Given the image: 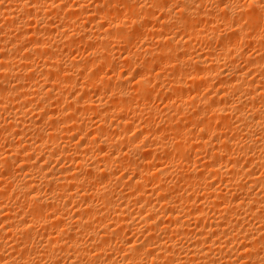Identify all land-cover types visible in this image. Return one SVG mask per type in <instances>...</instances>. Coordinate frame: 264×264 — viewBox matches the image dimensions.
Instances as JSON below:
<instances>
[{"label": "bare ground", "instance_id": "1", "mask_svg": "<svg viewBox=\"0 0 264 264\" xmlns=\"http://www.w3.org/2000/svg\"><path fill=\"white\" fill-rule=\"evenodd\" d=\"M78 1L0 0V264H264V2ZM155 12L157 45L131 52ZM158 95L178 107L130 136Z\"/></svg>", "mask_w": 264, "mask_h": 264}, {"label": "rangeland", "instance_id": "2", "mask_svg": "<svg viewBox=\"0 0 264 264\" xmlns=\"http://www.w3.org/2000/svg\"><path fill=\"white\" fill-rule=\"evenodd\" d=\"M81 1H82V0H80V1H78V2L81 3V4H85V5L89 6V5H94V2H93V1H95V0H90V1H89V0L85 1V0H84V1H85L84 3H82ZM91 1H92L93 3H92ZM235 1H236V0H232V1H231V0H226V1H224V0H212V1H211V0H210V3H211V4H210L209 1H208V3H209L210 5H207V4H208V3H207V4H205V5H207V6H206L207 8H205V6H204V8L209 10L211 7H215L216 5H221V6H223V4H224L225 2H228V3H230V4H231L232 6H234V7L240 3L239 6H246V9H249V8L247 7L248 4H246V2L249 3V0H248V1H247V0H237V1H239V2L236 1V3H235ZM261 1H262V3L264 2V0H260L259 2L261 3ZM57 2H61V1H57ZM69 2H70V3H71V2H74V3H75V2H77V0H75V1H73V0H69ZM170 3H171V2H170ZM170 3H169V4H170ZM220 3H221V4H220ZM242 3H243V4H242ZM14 4L16 5V3H13V5H14ZM233 4H234V5H233ZM263 4H264V3H263ZM172 5H175L174 2H172V4H171V8H174V6H172ZM211 5H212V6H211ZM169 6H170V5H169ZM92 7H93V6H89L88 8H91V9H92ZM208 7H209V8H208ZM13 9H15V7H13ZM91 9H90V10H91ZM15 11H18V10H14V12H15ZM155 13H156V14H155ZM155 13H154V17H153V19H155V18L158 19V18H159V19H158V24H157V22H156V23H153L154 20H152V19H149V20H151V21H149V20H145V19L143 20V22H151V23L154 24V25H151V23H147V24L151 25V26H147L149 29H150V28H152V30L154 29V30H153V34H151L152 31L149 30L148 28H147V29H148L147 31H143V32L141 33V34H142L141 37H143V38H141L139 41H138V40L136 41L135 46H134V45L132 46L134 49L132 48V49H131V52H135L137 49L139 50V52H141V50H143V48H146V47L149 48V45H150L151 48H152V47H155V46L157 45V44H156V45L154 44V43H157V41L155 42V40H157V39H156V37H154L153 35L156 36V33H157V31H158V28H157V30H156V27H158L157 25H159V23L161 22V20L163 21V19L161 18V14H160V13H157V12H155ZM14 14H15V16H16V19H17V17H18V19L20 20L21 17H19V16H22V15L20 14V12H18V13L16 12V13H14ZM16 14H17V15H16ZM83 18H84V17H83ZM50 19H51V18H50ZM56 19H57V18H55V20H56ZM79 19H81V18H79ZM160 19H161V20H160ZM58 20H59V19H57V22H58ZM83 20H85V19H83ZM83 20L81 19L80 22H82ZM59 21H60V20H59ZM97 21H98V19H97ZM97 21H96V22H97ZM159 21H160V22H159ZM154 22H155V21H154ZM0 23L2 24L3 22H0ZM54 23H56V22H54V20H53V24H54ZM161 23H163V22H161ZM161 23H160V24H161ZM1 24H0V25H1ZM57 24H58V23H57ZM95 24H96V23H92V25H91V24H89V25L87 24L86 27H88V28L90 27L89 30H93V29H95V28H93L92 26L94 25V27H95ZM260 24H261V25H260ZM260 24H259V25H260V26H259V27H260V28H259V31H260V30H261V31L259 32V34L261 35V33H262V36H261V37H263V35H264V32H263V28H264V26L262 25V23H260ZM55 25H56V24H55ZM105 25H106V27L103 26V29H106V28L108 27L107 24H105ZM127 25H129V24H127ZM204 25H205V24H204ZM204 25L200 24L199 26H201L202 29H203L204 27L207 26V25H205V26H204ZM208 26H210V25H208ZM33 27H34V26H33ZM33 27H32V28H33ZM67 27L69 28V26L61 27V28H62V29L65 28V30L68 31ZM91 27H92V28H91ZM128 27H129V26H128ZM128 27H127V28H128ZM201 27H200L199 29H201ZM88 28H87V29H88ZM71 29H72V28H70L69 31H70ZM107 29H109V27H108ZM69 31H68V32H69ZM227 32L229 33V31H227ZM227 32H226V33L223 32V34H227V35H228ZM55 33H56V34H55ZM69 33H70V32H69ZM13 34H14V33H13ZM143 34H144V35H143ZM229 34H231V33H229ZM53 35L56 37V39L59 38V34H58V32H54ZM147 35H148V36H147ZM144 36H145V37H144ZM152 37H153V38H152ZM150 38H151V39H150ZM177 38L179 39V38H181V37H177ZM182 39H183V38H182ZM184 39H185V38H184ZM262 39H263V38H262ZM26 40H27V39H26ZM151 40H152V41H151ZM190 41L192 42V41H194V40L192 39V40H190ZM197 43H198V42H197ZM140 44H141V45H140ZM151 44H152V45H151ZM195 44H196V41H195V43L192 42V45H193V46H194ZM137 46H138V47H137ZM141 46H142V47L144 46V47L141 48ZM196 46L198 47V46H199V43L195 45V48H197ZM201 47H203V45H201ZM243 47H244V46H243ZM81 48H82V47H81ZM139 48H140V49H139ZM199 48H200V47H199ZM203 48H204V47H203ZM247 48H248V49H247ZM112 49H113V50H118V49L121 50V48H119L118 46H113ZM200 49H201V48H200ZM242 49H243L244 53L246 52V53L248 54V56H249V55L254 56V54H256V55L258 54V53L256 52L255 48L252 47V46H247V47L245 46V47L242 48ZM73 50H74V49H73ZM73 50H72V53H71V50L68 51V52H69L68 54H69L70 57L68 56L67 60H69V59L73 60L72 58H74L75 61H76V60H79V61H80L81 59H82V61H85V60H83V59H84L85 57H88V56H89V52L87 51L86 48H82V49H80V50H78V51H77L76 49H75L74 51H73ZM120 50H118V52H117V51H113V53L116 54V55L118 56V57H117V60H120V59L123 57L122 55H124V54H121V55H120V53H119V52H121ZM133 50H134V51H133ZM138 50H137V51H138ZM196 50H198V49H196ZM246 50H248V51H246ZM249 50H250V51H249ZM251 51H252V52H251ZM77 52H78V53H77ZM87 52H88V53H87ZM197 52H198V51H197ZM255 52H256V53H255ZM117 53H118V54H117ZM198 53H200V52H198ZM246 53H245V54H246ZM84 54H85V55H84ZM247 54H246V55H247ZM81 55H82V56H81ZM83 55H84V56H83ZM119 55H120V57H119ZM256 55H255V57H257ZM71 57H72V58H71ZM124 57H125V55H124ZM124 57H123V58H124ZM255 57H253V58H255ZM119 58H120V59H119ZM31 59H32V62H33L32 65H33V66H36V67H34V68H35V69L37 68V70H40V68H39V67H40V64H41V63H40V62H41L40 59H39L37 56H35V57L32 56ZM86 59H88V58H86ZM237 59L239 60V58H237ZM237 59H236V63L239 64L240 66H243V65H244V64L242 63L243 61H241V59L238 61ZM33 60H34V61H33ZM65 60H66V59H65ZM123 60H125V59H121V60L118 61V62H121V61H122V63H123V62H124ZM35 61H36V62H35ZM82 61H80V62H82ZM122 63H120V64L122 65ZM118 64H119V63H117L116 66H118ZM120 64H119V65H120ZM242 64H243V65H242ZM116 68H117V69H116V74H117L119 71H120V72H124L123 70H125V69H123V70L121 71L120 66H118V67H116ZM122 68H123V67H122ZM18 69H19V68H18ZM37 70H36V71H37ZM102 70H105V71H103V72H106V71H107V72L103 75V76L105 77V78H104L105 81H108L109 79H112V78L114 79V78L116 77V76L113 74V72H112L109 68H103ZM108 70H109V71H108ZM29 71H30V70H29ZM110 71H111V72H110ZM126 71H127L128 73L125 74L126 72H124L123 76H124V78H127L128 81H130V79H131V77H132V74H135L136 72H138L137 69H136L134 66H133L130 70H129V69H126ZM133 71H134V72H133ZM166 71H167V72H166ZM132 72H133V73H132ZM156 72H158V71H156ZM160 72H161V71H160ZM170 72H171V71H170L169 69H168V70L166 69L165 72H164L165 74H163V72H162V74H163V76H166V75L169 74ZM130 73H132V74H130ZM170 74H171V73H170ZM126 75H127V76H126ZM130 76H131V77H130ZM37 77H38V76H37ZM77 77H78V76H77ZM124 78H123V80H124V81H127V80L124 79ZM162 78H163V79H162L163 82H166L165 79H168L167 76H166V77H162ZM164 78H165V79H164ZM249 78H251V76H250ZM164 80H165V81H164ZM131 81L133 82V80H131ZM135 81H136V80H135ZM135 81H134V83H135ZM134 83H131V82H130V85H133ZM188 89H189V87H188ZM203 91H204V89H203ZM203 91H202V89H201V94H202V93H205V92H203ZM205 91H207V90L205 89ZM94 95H95V94H94ZM94 95H92V96H93L94 98L98 99V97H99L101 94H100V95H95V96H94ZM96 96H97V97H96ZM159 97H160V98H159ZM153 98H154V97L150 98V99H152V100H150L149 103H150L151 106H153V108L155 109V113H156V115H157V116L159 115V117H157V116H150V117L147 116V117H146V114H144V113H142V115L144 114L143 116L140 114V115H141V118H139V117H140V115H139V117H138L139 119L133 117L134 120H131V121H132V122L134 121L135 123L132 124L131 128H132V127H133V128H132V129L130 128V131H129V133H128L130 136L133 137V136H135L136 134H138V129H137V130H134V128L136 129L135 125H137V124L140 125V124H139V123H140V120H141V122H144L147 118H149V121L152 123V125H153V129H154V130H159V131H161L162 129H159V128H161V127H156V126H159V124H161L162 121H163V119L161 118L162 115H163V111H164V113L168 111L167 108H166V107H168L167 103H170V105H172V106H174V107H175V106L178 107V104H176L175 102H173V100H169V99H167V98H168L167 95H164V96H159V95H158V97L156 96V98H154V99H153ZM157 98H158V99H157ZM161 98H162V99H161ZM166 99L169 100V101H167ZM160 100H161V101H160ZM165 100H166V101H165ZM173 103H174V104H173ZM165 104H166V105H165ZM175 104H176V105H175ZM164 105H165V106H164ZM190 105H191V104H190ZM190 105L188 106V108L191 107V106H193V105H191V106H190ZM176 107H175V108H176ZM28 108H30V107H28ZM165 108H166V111L164 110ZM191 109H192V108H190V109L188 110V111L190 112L189 114H191V112L195 113V112H194L195 107H193V111H190ZM171 110H172V111H171ZM157 111H158V113L161 112V114H157ZM168 112H169V113H170V112L173 113V109L170 108ZM193 113H192V114H193ZM4 114H5V113H4ZM4 114H3L2 117H5V116L7 117V115H6V114L4 115ZM89 116H90V115H89ZM130 116H131V118H132V115H129V117H130ZM90 117H91V116H90ZM90 117H89V118H90ZM129 117H128V118L126 117V118H127V119H126L127 121H128V119H129ZM142 117H143V119H142ZM144 117H145V118H144ZM156 117H157V118H156ZM153 118H154V120H153ZM160 118H161V122H159V121H160ZM4 119H5V118H4ZM35 119H36V118H35ZM144 119H145V120H144ZM6 120H7V119H6ZM135 120H136V121H135ZM142 120H143V121H142ZM3 121H4V120H1V122H0L1 125H4ZM111 121H112V122H116L117 120H116V119H112ZM129 121H130V120H129ZM146 121H148V119H147ZM154 121H155V122H154ZM7 122H8V120H7ZM7 122L5 121V123H7ZM132 122H131V123H132ZM137 122H138V123H137ZM158 123H159V124H158ZM182 123H183V124L186 123L185 120H183ZM188 124H189V122H187V129H186V124H185V127L183 126V128H185L184 131L189 130V131H192V132H190V133H193V134L196 135L198 132H197L196 129H194L195 127H193L192 125L190 126V124H189V125H188ZM181 125H182V124H181ZM214 125H215L216 128H217L218 125H219V128L221 127L220 122H216L215 124L212 123V129L215 128ZM161 126L164 128V126H165L164 123H163ZM189 127H190V128H189ZM192 127H193V128H192ZM219 128H217L218 132L220 131V129H222V127H221L220 129H219ZM164 129H165V128H164ZM215 130H216V129H215ZM135 131H136V134H135ZM189 131H186V132H187L188 134H190ZM222 131H223V130H222ZM222 131H221V132H222ZM188 134H187V135H188ZM229 136H230V135H229ZM90 137L93 138V135H91ZM18 138H19V136H18ZM16 139H17V137H16ZM16 139L13 138L14 141H15ZM146 139L148 140L149 138H146ZM13 140H12V138H11V142H12V143H14ZM76 140H78V139L76 138L75 141H76ZM17 141H19V139H17L15 142H17ZM144 141H145V140H144ZM149 141H150V140H149ZM5 144H6V143H5ZM5 144H4L2 141L0 142V154L2 153V149H3V152H4V148H5V150H6V147H7V146H6ZM14 144H15V143H14ZM2 145H3V146H2ZM3 147H4V148H3ZM143 149H148V147L145 146V147H143ZM195 149H196V148H195ZM94 150H95V149H94ZM141 150H142V148H141ZM142 151H143V152H142L143 154H145L144 152H147V150H142ZM140 152H141V151H140ZM192 152H193V153H192ZM197 152H198V153H197ZM199 152H200V151H199L198 149H197V151L193 149V151H191V153H190V155L192 154L191 159L193 160V159H196V157H197L196 161H199V160H200L199 156H200V157L202 156V155H199ZM195 153H196L197 155H196ZM2 154H3V153H2ZM2 154H1V155H2ZM198 158H199V160H198ZM201 159H202V158H201ZM193 161H194V160H193ZM201 161H202V160H201ZM201 161H200V162H201ZM194 162H195V161H194ZM202 162H203V161H202ZM61 163H62V162H61ZM165 163H166V162H164V164H163V163L160 164V162H159V163L157 164V166H158L157 169H158L159 171H160V170H164V169H165V170H166V169H169V168H162V166H163V167H164V166L167 167V163H166V165H165ZM177 163H178V162H175V164H177ZM52 164H53V167L56 168L57 164H56V163H52ZM68 164H69V163H67L66 161H64V167H65L66 165H67V166H70V164H69V165H68ZM159 164H160V165H159ZM55 165H56V166H55ZM58 165H60V164H58ZM61 165H62V164H61ZM61 165H60V166H57V168H58V167L60 168ZM177 165H179V164H177ZM177 165H176V167H178ZM17 166H18V165H17ZM17 166L14 168L15 171H13L14 174H13L12 176H13V178L15 177V179H19V178L22 179L21 177H22L23 175H22L20 172H18V171L20 170V169H19L20 167H17ZM169 166H171V165H169ZM179 166H180V165H179ZM51 167H52V166H51ZM51 167H48V170H50L49 168H51ZM53 167H52V169H53ZM62 167H63V166H62ZM62 167H61V168H62ZM64 167H63V168H64ZM159 167L162 168V169H159ZM173 167H174V165H173ZM173 167H171V168H172V171H173V169H174L173 172L175 173V172L177 171L178 168L175 167V168H176V169H175V168H173ZM16 169H17V170H16ZM18 169H19V170H18ZM117 170H118V169H117ZM117 170H116L117 173H115V174H117L118 177H122V176L125 174V175L123 176L124 180H125V178L127 179V177H125V176H126V175L129 176V174H130L129 172H128L129 174H127V172L125 173L124 170H121V169H120V171H119V170L117 171ZM154 170H156V169H153L151 172H153ZM179 171H180V173H181V172L185 173V171H183V169H182V170H181V169H178V172H179ZM259 171H260V170H258V174L260 175V172H261V171H260V172H259ZM154 172H155V171H154ZM156 172H158V171H156ZM16 173H17V174H16ZM19 174H20V175H19ZM178 174H179V173H178ZM258 174H257V175H258ZM17 175H19V176H17ZM117 175H116V177H117ZM119 175H121V176H119ZM173 175H174V174H173ZM259 175H258V176H259ZM16 176H17V177H16ZM171 177H172V176H171ZM171 177H170V178H171ZM175 177H176V173H175ZM172 178H173V180H172V179H169V180L172 182V183L170 182V185H171V184H174V183H173L174 180H177V178H176V179H175L174 177H172ZM214 179H215V180H214ZM214 179L212 178V180H211V177H210V179H209V177H208V180H209V181H208V180H207V181H208V182H211V183H214V184H213V187H215V189H216V187H217V189L219 188L218 190H221L222 192H225L224 188H223V189H220V188L223 187V184H219L220 182L218 183V181H217L218 179H217V178H214ZM216 179H217V180H216ZM210 180H211V181H210ZM125 181H126V180H125ZM168 182H169V181H168ZM208 184H209V183H208ZM217 184H218V185H217ZM221 185H222V186H221ZM224 187H225V186H224ZM223 190H224V191H223ZM257 190H258V189H254V192L257 191ZM201 192H204V191H201ZM199 193H200V192H199ZM188 194H189V193H188ZM203 194H204V193H201V195H203ZM186 196H194V194H192V195H191V194H189V195L186 194ZM199 202H201V201H198L197 203L200 204ZM71 214H73L72 211H71L70 215H71ZM67 219H68V218H67ZM165 220H166V218H165ZM263 232H264V231H263ZM126 236L129 237V238H130V237H131V238L133 237L132 239H135L138 235L136 236L135 234H133V235L129 234V235H126ZM138 237H139V236H138ZM131 238H130V239H131ZM173 239H174V237H173ZM174 240H177V238L175 237ZM233 244H234V243H233ZM235 244H236V243H235ZM121 254H122V253L116 254V256L114 255V256H115L114 258H115L116 260H118V258H119V261H120V258H121L120 255H121ZM117 257H118V258H117Z\"/></svg>", "mask_w": 264, "mask_h": 264}]
</instances>
